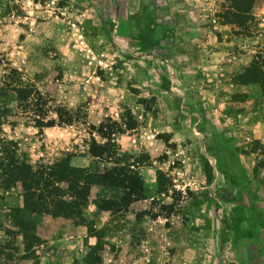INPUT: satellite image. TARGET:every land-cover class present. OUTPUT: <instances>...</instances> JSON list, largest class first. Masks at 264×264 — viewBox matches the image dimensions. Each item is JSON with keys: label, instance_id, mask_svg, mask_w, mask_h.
Wrapping results in <instances>:
<instances>
[{"label": "rangeland", "instance_id": "obj_1", "mask_svg": "<svg viewBox=\"0 0 264 264\" xmlns=\"http://www.w3.org/2000/svg\"><path fill=\"white\" fill-rule=\"evenodd\" d=\"M233 1L0 0V264H264V0ZM67 158L119 183L24 212L6 165Z\"/></svg>", "mask_w": 264, "mask_h": 264}, {"label": "trees", "instance_id": "obj_2", "mask_svg": "<svg viewBox=\"0 0 264 264\" xmlns=\"http://www.w3.org/2000/svg\"><path fill=\"white\" fill-rule=\"evenodd\" d=\"M257 0H234L233 5L231 7V10L235 11V14L237 15L238 19H247L249 20L251 18L250 10L252 9L253 4ZM247 16V17H246ZM239 26H242L240 23ZM254 69L251 67L249 68V72L252 75L251 78H247L248 81L246 82H257L258 80L264 79V66H256L254 64ZM16 91H19V89H16ZM20 93H24V90H21ZM26 94L24 93L20 100H23L26 98ZM44 115V114H43ZM60 114L57 115V118H60ZM63 124L68 123L69 119H64L62 121ZM36 127L41 129L42 127H52L54 125V120L47 119L45 122L41 121H33ZM93 144L96 146H93ZM93 144L89 145L87 149V153L92 157L96 158L99 156L98 148H103L105 144L103 145H96L93 141ZM94 149H97L96 151ZM13 164H17L16 161L11 160ZM7 169H5V182L8 183H19L21 186V189L24 194L23 199V206L22 210L30 214H38L40 213H47L51 217H56L58 215H61V217H69L71 216L70 212L68 211V206L70 203L67 201H61L60 199L58 201H54V199H49L46 201V197L42 195L41 190L39 189L40 185H46V182L43 181V176H46L45 178H52L56 177L58 180H65V182H68L69 189L72 188V186L75 188L73 190L74 192V199L81 200L83 198V193L87 194L89 190L90 184H107L108 186H115L118 182L114 180L113 177L108 174L104 176L99 175H93L88 176V178H81L82 173L84 174H90V171L88 168H77L69 165V159H62L54 163L50 168L46 167L45 172H36L33 170L34 166L30 164H24L21 167L12 166L11 164L6 165ZM104 174V173H103ZM100 174V175H103ZM72 176V177H71ZM78 179H81V182H79ZM42 181V182H41ZM80 184V185H79ZM80 186V187H79ZM85 196V195H84ZM65 213V214H64Z\"/></svg>", "mask_w": 264, "mask_h": 264}, {"label": "crops", "instance_id": "obj_3", "mask_svg": "<svg viewBox=\"0 0 264 264\" xmlns=\"http://www.w3.org/2000/svg\"><path fill=\"white\" fill-rule=\"evenodd\" d=\"M163 2H164V5H162V7H163V9H162V11H165V13L163 14V15H167V17L169 18V13H171V17L172 16H174L173 17V19H175L176 18V16H177V14H176V16L174 15L176 12V9H178L179 8V6L181 7V6H184V2L185 3H187L188 2V0H187V2L184 0V1H182V0H178V1H176V0H162ZM186 5V4H185ZM160 17H162V16H160ZM172 18L170 19V20H173ZM167 20V19H166ZM170 23H173L172 25H174L175 26V23H174V21L173 22H170ZM184 24H188V21H187V17L185 18V23ZM177 25V24H176ZM186 29V28H185ZM184 29V30H185ZM264 230V229H263Z\"/></svg>", "mask_w": 264, "mask_h": 264}]
</instances>
